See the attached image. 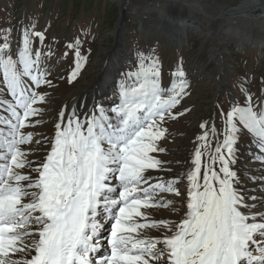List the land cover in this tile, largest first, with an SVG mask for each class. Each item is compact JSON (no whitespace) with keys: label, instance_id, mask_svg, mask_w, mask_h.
I'll return each mask as SVG.
<instances>
[{"label":"snow or ice","instance_id":"6c2138e0","mask_svg":"<svg viewBox=\"0 0 264 264\" xmlns=\"http://www.w3.org/2000/svg\"><path fill=\"white\" fill-rule=\"evenodd\" d=\"M34 39L43 44L45 35L25 28L18 58L9 53L8 34L0 41V264H264V195L242 189L234 168L244 130L259 152L251 158L264 165V108L257 111L251 95L226 112L222 141L212 146L213 125L197 136L185 172L153 181L150 170L171 171L153 155L167 151L159 144L164 125L189 111H174L189 94L182 62L165 88L159 59L140 53L114 106L86 116L65 106L54 134L39 140L30 130L46 102L38 89L52 82ZM79 44L68 45L76 58L68 83L87 59ZM42 143L46 154L35 162L38 149L28 146ZM249 179L264 182V175ZM181 180L186 211L179 220L153 218V210L179 213L165 194L180 197Z\"/></svg>","mask_w":264,"mask_h":264},{"label":"rangeland","instance_id":"374dc122","mask_svg":"<svg viewBox=\"0 0 264 264\" xmlns=\"http://www.w3.org/2000/svg\"><path fill=\"white\" fill-rule=\"evenodd\" d=\"M138 1L136 5H129L127 0H0V41L8 34L9 53H17L14 58H18L25 28L43 32L45 35L43 44L33 40V51L42 53V66L48 72L47 79L52 82V86L38 89L46 96V102L41 105L43 114L38 118L41 123L30 130L34 132V136H40L37 138L39 140L54 134V124L61 109L72 97L82 94L95 80V67L106 62V52L112 49L117 40L114 36L117 28V36L121 48L126 51L129 65L120 68L115 74L116 94L119 93V85L126 81L127 74L137 71L140 53L159 59L162 85L165 88L170 87L172 73L178 67V61L182 62L185 77L188 78L189 94L174 111H189L176 120L166 122L164 126L168 132L159 144L167 151L164 154H153L159 155L160 159L168 163L175 162V167L179 170L168 175L166 172L152 170L147 173L153 181L158 178L167 180L178 177L191 166L192 154L197 146L196 138L204 131L210 132L214 125L217 135L210 134L209 140L212 146L222 141L225 114L233 106H246V97L251 95L256 110L264 108V44L256 40L246 41L240 35L239 39L227 38L224 42L223 34L214 31L209 39L203 40L202 34L198 35L197 28L190 31L187 38L183 37L181 44L173 43L167 34L158 29L161 24L157 9L161 4L158 0ZM210 1L211 9L216 12L220 5H228L231 0ZM216 2L218 4H215ZM170 10L169 15L177 13L175 9ZM120 16L124 19L123 24L120 22ZM221 23L219 21L212 24L218 27ZM76 41H80L79 50L87 59L77 79L68 83L67 77L73 70L76 59L68 45H75ZM213 55H218V58H213ZM218 66L223 70L220 77L211 73L212 69ZM191 67L192 71L201 68L199 81L204 85L203 88H198L199 82H192L197 79L190 80ZM80 88L84 90L81 91ZM115 95H110L111 99ZM87 105L83 108L77 105L74 110L82 115ZM100 106L107 107L104 103ZM205 122L208 127L201 129L200 125ZM43 123H49L48 127ZM250 139L246 130L242 131L237 144L239 159L234 166L242 183L247 184L243 188L246 191L251 187L247 181L249 176L256 171L261 172L254 167L264 166L251 163L252 152H259L249 143ZM36 145L38 151L35 157L38 162L43 159L48 146L43 143ZM171 147L175 148V155L166 156L173 150ZM186 184V180H181L177 185L182 193L180 197L165 194L166 198L176 200V204L180 206L186 198Z\"/></svg>","mask_w":264,"mask_h":264},{"label":"bare ground","instance_id":"6f19581e","mask_svg":"<svg viewBox=\"0 0 264 264\" xmlns=\"http://www.w3.org/2000/svg\"><path fill=\"white\" fill-rule=\"evenodd\" d=\"M127 2L129 5H136L139 3L138 0H127ZM157 2L161 4L157 8L159 9V16L161 17V24L158 25V29L167 34L168 38L173 43L176 42L181 44L183 42V37L187 38L189 32L195 31V28H197V33L198 35L202 34L203 40L209 39V37L213 35L214 31L221 35L223 34L224 42L227 38L239 39L238 36L240 35L241 38H245L246 41L256 40V42L264 44V0H231L228 5L222 6V4L219 6V8L215 6L217 8V11L215 10L216 12L211 9L212 1L210 0H158ZM194 3H198V5H195ZM215 4L218 3L216 2ZM170 9H175L177 13L171 12L173 14L169 15V11H171ZM170 17L172 18L168 19ZM219 21L222 23L218 27L212 24ZM118 30L119 28L114 31L115 39L117 38L114 46L110 51L108 50L106 52V62L102 65H99L98 67H95V80L88 85L89 87L87 89L84 90L83 88H80L81 91L84 90L83 93L72 97L69 102H67L66 106L68 107V110L74 109L77 105H79L80 108H83L88 103L87 107L85 108L86 111L81 115L86 116L92 113L98 105L100 106L104 103L107 105V107H109L114 106V104L117 103L118 93L116 94L117 89L114 82V77L120 68L129 65L127 63L128 59L126 58L125 54L126 51L125 49L121 48L120 41L117 36ZM215 57L218 58V55H213V58ZM192 64H194V62H192ZM192 68L193 67L190 68V80L194 78L197 79L192 80V82H194V84L199 82L200 85H198V88H203L204 85L199 81L201 78L199 72L201 68H195L193 71ZM222 72L223 70L221 66L214 67L211 71V73L216 77H220ZM185 79L187 80L188 78L185 77ZM110 95L115 96L111 99ZM46 118H48L47 115ZM48 124L49 123H43V125L47 127ZM39 137L35 136L36 139ZM28 147L37 148V145L33 144ZM172 149L173 150L168 152L166 156L175 155L173 152L175 148ZM35 155L36 153L31 156V159L36 162L37 160ZM250 160L252 164L260 163L251 157ZM175 165V162L167 163L166 168H170L171 171L166 172V175L172 172H178L179 169L176 168ZM254 168L261 170V172H254V174L249 176V178L252 176L259 177L264 175V166H260V168L255 166ZM249 178L247 180L249 182L248 186L251 187L247 191L258 196L264 195V193L258 191L259 184L264 182L258 180L255 182ZM110 183L112 186H118L119 182L113 180ZM246 185L247 184L245 183H241L240 187L243 189ZM175 205L174 206L180 210L179 213H173L166 209L153 210V218L177 220L179 216H181L183 212L186 211V209L183 207L182 202L180 203V206L178 204ZM109 231L110 224H107L100 237L101 242L103 243L102 251L107 249L106 241L109 238ZM152 234L158 235L156 232H152Z\"/></svg>","mask_w":264,"mask_h":264},{"label":"water","instance_id":"95a60500","mask_svg":"<svg viewBox=\"0 0 264 264\" xmlns=\"http://www.w3.org/2000/svg\"><path fill=\"white\" fill-rule=\"evenodd\" d=\"M120 22L123 24L124 23V19L123 17L120 16Z\"/></svg>","mask_w":264,"mask_h":264}]
</instances>
